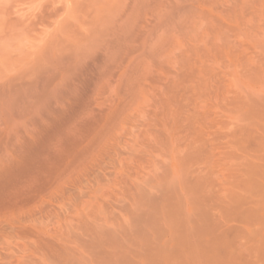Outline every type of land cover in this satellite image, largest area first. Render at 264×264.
Listing matches in <instances>:
<instances>
[{"label": "rangeland", "instance_id": "obj_1", "mask_svg": "<svg viewBox=\"0 0 264 264\" xmlns=\"http://www.w3.org/2000/svg\"><path fill=\"white\" fill-rule=\"evenodd\" d=\"M200 263L264 264V0H0V264Z\"/></svg>", "mask_w": 264, "mask_h": 264}, {"label": "bare ground", "instance_id": "obj_2", "mask_svg": "<svg viewBox=\"0 0 264 264\" xmlns=\"http://www.w3.org/2000/svg\"><path fill=\"white\" fill-rule=\"evenodd\" d=\"M199 256V255H198ZM212 257V256H211ZM217 258V257H216ZM201 264V263H200ZM230 264V263H229Z\"/></svg>", "mask_w": 264, "mask_h": 264}]
</instances>
